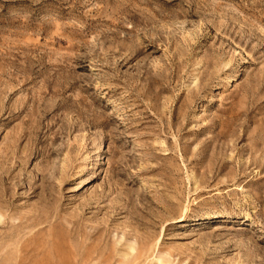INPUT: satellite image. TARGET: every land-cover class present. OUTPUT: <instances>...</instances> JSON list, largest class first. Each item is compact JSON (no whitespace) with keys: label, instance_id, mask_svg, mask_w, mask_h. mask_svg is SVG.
Segmentation results:
<instances>
[{"label":"rangeland","instance_id":"obj_1","mask_svg":"<svg viewBox=\"0 0 264 264\" xmlns=\"http://www.w3.org/2000/svg\"><path fill=\"white\" fill-rule=\"evenodd\" d=\"M0 264H264V0H0Z\"/></svg>","mask_w":264,"mask_h":264}]
</instances>
